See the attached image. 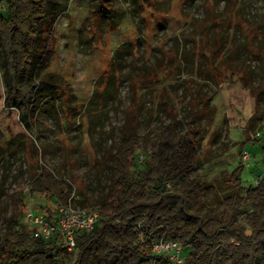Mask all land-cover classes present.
I'll return each mask as SVG.
<instances>
[{
    "label": "rangeland",
    "instance_id": "obj_1",
    "mask_svg": "<svg viewBox=\"0 0 264 264\" xmlns=\"http://www.w3.org/2000/svg\"><path fill=\"white\" fill-rule=\"evenodd\" d=\"M95 1L48 0L52 29L43 34L47 41H40L42 57L36 66L39 91L31 126L3 103L7 84L0 51V236L12 213L14 191H23L27 210L43 213L56 207L57 199L32 192L29 186L43 164L75 185L79 201L98 204L111 182L108 153L120 143L132 101L131 75L144 65H155L171 48L178 50L180 68L163 79H141L135 107L139 133L154 135L172 120L163 98L173 104L185 124L194 118L203 97H211L216 106L211 127L196 119L206 140L199 143L193 176L208 189L201 208L192 207V211L215 214L224 209L223 198L228 193L225 175L244 163V151L252 153L249 165L244 163V186L248 188L261 178L264 91L258 89L264 83V54L259 51L264 50V0H236L242 18L261 27L254 39L255 49L247 47L246 31L250 28L239 23L236 13L221 28L224 55L232 57L235 52L240 63L250 65L249 83L229 73L219 83L201 54L209 53V42L202 38L197 23L216 14L225 18L227 0H115L110 19L105 13L95 14ZM212 5L214 13L209 9ZM7 9L8 3L0 0V11L6 13ZM214 32L215 24H210L209 35ZM52 72L49 90L41 91L45 83L40 78ZM140 148L139 158L149 146L141 144ZM251 211V205H245L238 217L248 227ZM20 219L23 221V215ZM189 252L190 247L185 248L184 253ZM78 255V251L64 252L60 263L74 264Z\"/></svg>",
    "mask_w": 264,
    "mask_h": 264
},
{
    "label": "trees",
    "instance_id": "obj_2",
    "mask_svg": "<svg viewBox=\"0 0 264 264\" xmlns=\"http://www.w3.org/2000/svg\"><path fill=\"white\" fill-rule=\"evenodd\" d=\"M5 1L7 12L0 11V51L7 84L3 103L11 111L19 112L22 123L31 126L35 96L39 91L36 66L42 57L38 52L40 41H47L43 34L52 29L48 0ZM114 8L115 0H96L93 11L100 15L105 13L110 19ZM209 9L214 13V5ZM226 11L225 18L216 14L197 23L202 38L209 42V53L201 51V54L219 83L228 73L238 74L249 83L250 65L240 63L235 52L232 57L224 55L221 28L236 13L239 23L250 28L246 31L247 47L253 50L261 27L242 18L236 9V0H227ZM210 24H215L213 35L208 33ZM259 51L264 54L263 49ZM180 62L178 50L171 48L155 65H144L140 72L131 75L132 101L127 108L123 135L116 150L108 153L111 182L107 194L98 202L103 212L101 224L91 231H80L77 248L67 251L60 247L56 237L46 240L32 236L25 219H20L27 210L25 195L22 190H16L11 194L12 213L5 219L6 229L0 236V264H61L64 252L76 251L79 255L74 264H176L167 255L151 249L152 240L163 235L177 239L186 249L190 247V252L184 253L186 264H264L262 174L246 188L242 177L245 164L240 163L225 175L228 193L223 198L224 209L215 214L192 211V207L201 208L208 189L193 176V171L199 143L206 140L196 119L212 126L217 108L211 104V97H203L201 107H196L194 118L186 124L177 117L173 104L163 98L172 120L154 135L139 133L135 107L138 83L141 79L171 76L180 68ZM53 78V72L47 78H40L45 83L40 90H49ZM97 90H100L99 85ZM262 91L264 83L258 89L259 93ZM62 93H67L66 88ZM65 101V105L70 106L68 100ZM184 128L187 130L182 132ZM141 144L149 146L143 162L139 158ZM29 186L32 192L66 201L75 185L43 164ZM79 202L84 204L85 200ZM245 205L252 207L250 227L238 220L240 209ZM54 211L55 208H49L44 213L51 217Z\"/></svg>",
    "mask_w": 264,
    "mask_h": 264
},
{
    "label": "built area",
    "instance_id": "obj_3",
    "mask_svg": "<svg viewBox=\"0 0 264 264\" xmlns=\"http://www.w3.org/2000/svg\"><path fill=\"white\" fill-rule=\"evenodd\" d=\"M242 158L243 162L249 165L252 153L244 151ZM143 161L144 155H141L140 162ZM262 176H264V163ZM24 219L31 229L32 236L46 240L56 237L61 248L74 251L78 245V233L98 227L103 220V212L101 205L81 204L74 186L66 201L57 200L51 217L47 213H37L29 208L24 214ZM151 249L153 252L167 255L176 264H186L185 246L177 239L163 235L159 239L152 240Z\"/></svg>",
    "mask_w": 264,
    "mask_h": 264
}]
</instances>
